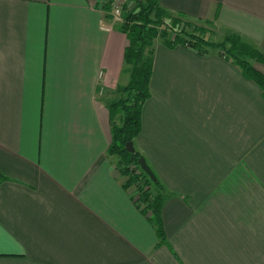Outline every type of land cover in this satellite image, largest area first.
<instances>
[{
  "label": "crops",
  "instance_id": "crops-1",
  "mask_svg": "<svg viewBox=\"0 0 264 264\" xmlns=\"http://www.w3.org/2000/svg\"><path fill=\"white\" fill-rule=\"evenodd\" d=\"M96 1L0 0V264H264L261 88L155 43L134 145L167 192L161 243L108 153L128 39ZM160 2L264 51V0Z\"/></svg>",
  "mask_w": 264,
  "mask_h": 264
},
{
  "label": "trees",
  "instance_id": "trees-1",
  "mask_svg": "<svg viewBox=\"0 0 264 264\" xmlns=\"http://www.w3.org/2000/svg\"><path fill=\"white\" fill-rule=\"evenodd\" d=\"M102 1V7L111 13L117 0ZM131 2L136 6L129 9ZM122 7L123 20L115 28L125 33L128 39L124 61L129 81L118 87L121 96L109 107L112 142L108 153L119 158L117 167L128 176L125 186H138L139 193L134 201L154 225L160 242L166 243L162 207L167 192L155 173L153 178L142 169L139 162L144 156L142 152L136 147L134 151L127 149V143L135 142L142 130L143 106L151 95L155 43L160 40L169 47H191L204 55L216 50L221 57L237 65L245 77L255 81L263 96L264 72L254 61L264 65V51L236 32L227 34L221 41H215L210 38L209 28L189 20L183 12L165 8L160 0H125ZM119 113L122 114L120 123L115 120ZM0 178L3 176L0 175ZM154 186L158 188L157 194H153Z\"/></svg>",
  "mask_w": 264,
  "mask_h": 264
},
{
  "label": "rangeland",
  "instance_id": "rangeland-1",
  "mask_svg": "<svg viewBox=\"0 0 264 264\" xmlns=\"http://www.w3.org/2000/svg\"><path fill=\"white\" fill-rule=\"evenodd\" d=\"M124 1L125 0H117L116 2H118V4H119V7H120V14H115V13H113V11L111 10V13H109V14H111V17L113 18V22H114V27L116 26V24L117 23H120V22H122V18H121V15H122V11H123V7L122 6H124ZM98 4H99V2H101L102 4H103V1L102 0H97L96 1ZM136 6V4L134 3V2H131L130 4H129V6H128V8L129 9H131V8H134ZM116 8V7H115ZM194 23H196V24H205L204 22H202V21H198V20H194ZM212 39V38H211ZM215 39V38H214ZM254 63L257 65V67H259L260 65H259V63H257V62H255L254 61ZM126 176V175H125ZM127 177V179H128V176H126ZM133 185H135V184H133ZM137 188H138V186L137 185H135ZM154 187H156V186H154ZM153 187V188H154ZM157 188V187H156ZM138 193H139V191H138ZM155 193V191H154V189H153V194Z\"/></svg>",
  "mask_w": 264,
  "mask_h": 264
},
{
  "label": "water",
  "instance_id": "water-1",
  "mask_svg": "<svg viewBox=\"0 0 264 264\" xmlns=\"http://www.w3.org/2000/svg\"><path fill=\"white\" fill-rule=\"evenodd\" d=\"M127 149L129 151H134L135 150V145H134L133 141H130V142L127 143ZM139 162H140V165H141L142 169L144 171H146L150 176H152L154 178L155 177L154 172H153L152 168L150 167V165L148 164L146 158L144 156L141 157Z\"/></svg>",
  "mask_w": 264,
  "mask_h": 264
},
{
  "label": "built area",
  "instance_id": "built-area-1",
  "mask_svg": "<svg viewBox=\"0 0 264 264\" xmlns=\"http://www.w3.org/2000/svg\"><path fill=\"white\" fill-rule=\"evenodd\" d=\"M101 4V3H100ZM116 7V8H115ZM112 11H113V13H115V14H120V7H119V4H118V2H115V4L113 5V7H112Z\"/></svg>",
  "mask_w": 264,
  "mask_h": 264
}]
</instances>
